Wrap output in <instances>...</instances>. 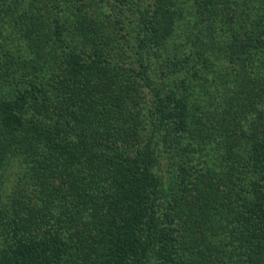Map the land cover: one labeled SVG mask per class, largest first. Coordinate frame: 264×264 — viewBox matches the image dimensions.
Instances as JSON below:
<instances>
[{"label": "trees", "instance_id": "16d2710c", "mask_svg": "<svg viewBox=\"0 0 264 264\" xmlns=\"http://www.w3.org/2000/svg\"><path fill=\"white\" fill-rule=\"evenodd\" d=\"M45 1L21 2L27 18L17 52L8 38H0V71L14 76L12 89L0 79V129L39 141L63 164L60 172L86 208L82 213L97 220L99 237L86 264H264V119L258 118L261 129L246 126L238 142L243 125L231 106L215 102L211 110L185 95L194 63L187 70L168 69L162 89L143 83L152 94L145 105L142 85L117 81L113 75L123 72H111L116 68L103 54L91 59L78 51L76 23L64 31L68 13L51 19L50 8L62 0L42 7ZM122 1L131 12L124 16L128 41L144 69L146 49L175 35L184 10L179 0ZM254 1L242 24L239 10L224 0H196L195 14L225 33V60L232 66L227 73L237 79L231 99L242 104L248 123L257 121L256 98L264 101V0ZM6 3L10 14L13 4ZM67 8L70 16L82 13L80 7ZM251 85L256 87L247 91ZM198 103L208 110L198 113ZM146 125L151 126L148 141L143 140ZM161 132L171 138L168 152L175 157L168 178L154 171L152 141ZM212 154L220 166L213 165ZM103 162L108 167L100 170ZM93 198L96 208H88ZM33 212L29 224L38 234L26 231L21 213L4 218L13 245L0 255V264H72L77 236L64 232L62 214L56 215L45 198ZM64 234L70 240L62 242ZM183 237L187 256L178 257Z\"/></svg>", "mask_w": 264, "mask_h": 264}, {"label": "rangeland", "instance_id": "374dc122", "mask_svg": "<svg viewBox=\"0 0 264 264\" xmlns=\"http://www.w3.org/2000/svg\"><path fill=\"white\" fill-rule=\"evenodd\" d=\"M4 1L8 2V0H0V38L1 40L8 38L9 42H12L8 46H13L11 49L13 48V53H15L20 48L18 46L20 32L24 31L26 27L25 7L21 4L23 0H11L12 10L10 14H7L6 9L9 4L6 3L5 6ZM51 1L46 0L41 4L42 7L49 6ZM81 2H78V0H62L59 7H52L50 10L47 9L43 12L46 16L49 10V16L51 13L53 14L52 18L50 17L51 19L58 14L63 16L62 12L68 13L63 22L64 31L73 25L72 20L76 23L79 30L77 37L78 51H81L87 57L91 56V59H94L95 55L103 54L104 58L108 59L109 64L116 68L111 69V72H123L119 76L113 75L117 81L124 84H126V81L136 82L139 87L143 83L145 85V82L152 81L160 87L163 86L166 75L169 74L170 70L168 69L177 67L178 69L187 70L194 63L197 67L190 75V82L185 85V87H188L185 95L193 98L194 101L192 102H195L196 99L201 100L209 105L211 110L216 109L215 102L222 106H231L234 114L238 115L236 118L242 122L244 127H241L243 133L237 139L238 142L243 141L246 126L261 129V121L258 118L264 119V101L262 97L256 98L258 104L254 107V110L258 113L257 121L248 123L249 118L246 116L247 112L242 109V104L237 102L233 105L231 99L237 79L233 77V74L230 75V72L227 73L232 66L225 60L224 47L227 42L225 33L221 29V25L202 22L195 16L196 0H179V5L184 10L180 19L181 27L176 29L173 37H163V42L159 40V43L146 49L149 62L144 69L140 68L141 63L138 59V52L128 41L130 36L128 30H126L124 16L128 14L127 18H129L131 12L129 8L124 7L123 1L84 0L83 5H81ZM224 3L226 5L230 3L231 7L233 6L239 10L237 12V9L232 8L230 11L238 13L236 19L238 20V17H240V24L244 22L246 14L251 13L256 7L254 0H224ZM68 5L80 7L81 10L78 11L82 13L77 15L72 13V16H70L71 9L67 8ZM12 11L14 14H12ZM8 46L7 48H9ZM214 57L216 60H214ZM212 60H214L215 70L212 69L211 72L208 67H210ZM222 68L224 69L222 70ZM140 69H142V77H145L146 81L141 79ZM2 72L0 71V79L4 77V81L8 82L12 89L13 74L9 71ZM204 74L206 75L204 76ZM186 81L188 80L186 79ZM255 87L251 85L247 91L253 90ZM182 88L184 87L182 86ZM11 89L6 90L9 92ZM143 89L140 92V98L145 105H150L152 94L145 87ZM2 97L3 95L0 93V100ZM252 97L254 99V96ZM207 105L198 103V106L202 108V111L198 110V113L208 110ZM222 111L214 112L216 117ZM204 124L206 125V123H203L202 126ZM202 126H199V128H202ZM143 130L145 132L143 140L148 141L149 136H151V126H144ZM199 133L196 132L195 135H200ZM21 135L20 131H2L0 129V255H4L13 245V242H11L12 235L6 229L7 223L4 218L6 216L14 217L17 212L21 213V219H23L24 225L27 226L26 231L30 234H38L40 230L30 228L29 221L33 217V211L37 210L45 198L50 205H54L56 215L62 214L64 232L71 236H77L75 245L73 244L74 248L71 251L72 255L70 254L72 264H86L89 261L88 257L91 250L94 249L95 240L99 237L97 220L93 216L89 217L86 213H82L85 208L83 203L78 200L77 192L64 178L66 176L60 172L63 169L61 161L46 152L39 141L28 138L26 135L21 137ZM168 140H171V138L167 136V133L161 132L157 133L155 140L152 141L158 159L154 171L166 178L170 174L168 169H172V162L175 161L173 152H168V150L170 151V147L167 145ZM218 147L219 145L217 149ZM189 151L194 153L195 149H189ZM215 159V155L212 154L213 165L215 167L220 166L219 162L216 161L217 159ZM159 160H161L160 164ZM107 167L105 162L100 164V170H105ZM244 174L249 178H254L252 171H244ZM241 184H245V182ZM222 187L223 185L220 184L216 189L221 191L223 190ZM239 188L245 191V188ZM92 200L88 204V208H96L97 199L93 198ZM6 213L8 214L5 215ZM84 216H87L86 221ZM61 240L65 242V240H70V237L64 234ZM184 242L185 237L182 238V247L179 254H177L178 257L187 256L183 251L186 249L183 246Z\"/></svg>", "mask_w": 264, "mask_h": 264}]
</instances>
